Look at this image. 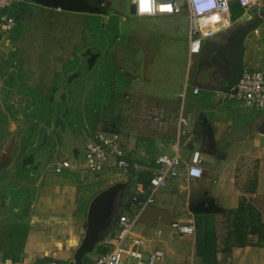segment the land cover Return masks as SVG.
Returning <instances> with one entry per match:
<instances>
[{
  "label": "crops",
  "instance_id": "0c3cea01",
  "mask_svg": "<svg viewBox=\"0 0 264 264\" xmlns=\"http://www.w3.org/2000/svg\"><path fill=\"white\" fill-rule=\"evenodd\" d=\"M16 3H13V8ZM34 4L28 2L30 6ZM28 8L31 9L29 6ZM263 8L264 0L259 6H254L252 11H248L249 8L244 9L243 14L248 12L250 21L255 22L264 14ZM231 10L233 17H236L240 8L234 4ZM182 13L186 16L183 18H186V37L189 43L188 16L186 12ZM179 14L172 15L174 23H177L178 19L175 17ZM20 21L25 24V16ZM13 29L6 31L0 26V36H7L11 41ZM256 29L257 31H251L245 38L244 68L264 71V24ZM25 31L26 27L16 42L11 41L13 47L10 58L0 62V81L18 67L15 66L17 59H22V63L27 61L20 56L21 47L18 45ZM233 36L234 32L207 40L226 43ZM1 46L4 48L5 45L0 44L2 50ZM182 53L186 62L192 60H189L188 47ZM171 61L165 60L161 71L154 69L155 66L160 68V63L149 56L147 60H142L141 69L138 67V60L127 63V72L131 73L124 76L128 80L136 82L141 73L143 81H147L145 89L140 90V94H134L133 97L141 101L138 100V105L134 102L136 106L131 109V114L135 115L134 120H138L145 138L139 143L132 135L127 138L120 131L119 133L132 160L149 168L156 165L157 155L170 153L171 144L177 139L181 125L180 144L184 163H190L192 152L199 150L203 175L185 180L183 167L179 177L172 178L165 188L157 191L155 202L151 207L145 208L137 225V230L142 232L144 238L143 247L148 251L157 248L164 250V257L157 264H264V247L256 244L257 236L250 237L253 244L235 246L229 252L224 251L227 234L232 227L229 211L238 207L242 196L260 210L264 223V111L231 97L229 91L218 89L222 79L226 84L224 76L228 71L227 63L223 67L212 65L208 60H203L202 54L198 59L199 68L191 79L190 93H187L190 80H186L183 85L182 71L180 73L179 70L180 74L172 80L175 81V87L170 90L166 79L174 64ZM184 61L178 60L177 64L180 62L183 65ZM19 69L22 71L23 66ZM154 77L164 80L161 81V88L164 89L156 91L149 88L148 84L155 81ZM195 87L199 88L197 93H194ZM181 94L183 101L180 106L178 97ZM157 113L163 114L162 120L155 119ZM87 125L91 129H102L86 123L84 147L87 141ZM109 129L116 130L113 127ZM75 148L78 150V156L73 155L75 161L60 156L55 157L46 170L30 173L18 170V173L20 171L26 176L18 174L17 179L26 184L1 194L0 264H41L49 258L71 262L85 238L92 200L110 186L97 190L95 194L94 190L80 192L79 187L106 179L107 174L113 172H116L118 179L128 182V186L122 181L112 185L117 187L104 200L103 216L116 192L126 187L131 189L133 195L138 183L148 181L147 174L126 175L113 167L100 173L81 170L76 167L81 161V151L75 145L72 147L73 153ZM61 158L70 160L74 167L57 172L55 167L61 162ZM35 161L34 158L33 165ZM251 169L254 171L252 174ZM31 179L35 180V184L30 187L33 191L28 192ZM253 179L256 180V188L248 191ZM36 184L38 187L34 191ZM132 195L124 197V202L116 203L114 210L117 214L110 217L115 220L114 226L109 227V222L103 223V219L98 242L90 252L84 254L81 261H88L109 250L104 241L116 232L119 216L128 211ZM207 204L211 211L199 212ZM174 221L191 223L195 231L191 234L178 233L172 227Z\"/></svg>",
  "mask_w": 264,
  "mask_h": 264
},
{
  "label": "rangeland",
  "instance_id": "374dc122",
  "mask_svg": "<svg viewBox=\"0 0 264 264\" xmlns=\"http://www.w3.org/2000/svg\"><path fill=\"white\" fill-rule=\"evenodd\" d=\"M97 3L111 11L110 15L99 14L100 24L104 22L101 28L93 27L92 20L85 13L57 10L38 4L28 5L31 9L28 8L24 15L26 25L23 23L26 31L20 37L18 44L21 47L20 56L27 61L22 63V59H17L15 66L19 69L22 65L23 70L14 68L11 75H6V78L0 81V163L5 158H10L7 166L0 170V201H2L3 192L26 184L17 179L18 172L15 171L19 168L17 160L22 154L18 146L28 131V121H30V118L23 116V111L36 109L40 89L48 90L50 86L54 89V101L51 104L52 119L49 124L41 121L40 123L38 118L39 125L37 131L30 137L29 146L32 145L31 149L34 150L43 128L48 129L49 138L37 152L34 165L32 163V166L23 170L27 173L46 170L55 157L66 156L75 161L72 150L75 145L81 151L80 159H82L86 123L102 129L113 127L120 131L123 137L129 138L132 135L139 143L143 141L145 138L143 129L138 120H134L135 115L131 114V109L136 106L134 102L137 105L140 103L138 100L141 101V99L133 96L145 89L147 81H143L141 73L136 82L121 75L128 76L131 73L127 72V63L130 60H138V67L141 69L142 60H147L149 56L160 63V68L157 66L154 68L157 71L164 68L165 60H172L174 64L171 71L167 73L169 76L166 74L168 76L166 80L170 84L168 88L171 90L175 87V81L172 80L182 71L180 76L183 85L186 80L187 82L190 80L187 92L190 93L191 79L193 73L199 68L200 54L193 55L190 62H186L183 56V50L188 47L184 13L175 15L178 16L175 17L178 21L174 23L172 15L150 17L132 14L129 9L130 0H98ZM253 9L254 7L249 8L248 11ZM238 19L230 28L223 29L213 37L228 35L246 23ZM175 24H177L176 27ZM263 24V22L260 23V25ZM0 40H3L0 44L5 45L4 48L1 46L2 50L0 48V62L3 63L6 58H10L13 44L7 36L5 38L0 36ZM87 48L100 52L91 68L88 67L85 57ZM70 60L75 61L71 64ZM178 60L185 61L183 65L180 62L178 65ZM63 66H69L71 70L64 71ZM73 72H79L78 76L67 81L68 76ZM157 79L154 77L155 81L148 84L151 90L164 89L161 88L163 83L161 81L164 80ZM63 93H65L64 99L61 98ZM182 101L181 94L178 97L180 106ZM46 113L49 114L48 110ZM46 116H41V120ZM57 116L62 117L66 122L65 130H62L60 126H54L53 120ZM12 147L16 148L10 157ZM253 172L251 169V174ZM115 173L107 174L106 179L80 186L79 191L87 193L88 190H91L90 192L94 190L95 194L97 190L112 186L116 182L128 183L118 179ZM29 181L27 190L31 192L33 190L30 187L35 184V180ZM37 187L38 184L33 187L34 191ZM124 188L114 194L109 208L103 214V223L109 222V227L115 225V220H111L110 217H115L117 214L114 210L116 203L124 202V197L132 195L130 188Z\"/></svg>",
  "mask_w": 264,
  "mask_h": 264
},
{
  "label": "built area",
  "instance_id": "2783aa9c",
  "mask_svg": "<svg viewBox=\"0 0 264 264\" xmlns=\"http://www.w3.org/2000/svg\"><path fill=\"white\" fill-rule=\"evenodd\" d=\"M15 1L0 0V26L6 31L12 30L15 20L8 13L3 12L11 7ZM263 0H153L151 11L140 13L138 2L133 3L135 13L139 16L174 15L186 12L188 16V54L189 60L193 55L200 54L203 43L223 29L230 28L235 21L242 19L233 17L231 7L239 5L245 10L259 6ZM162 5H171V11H161ZM257 31V29H255ZM237 92H230V96L246 104L264 111V71L244 68L241 77L236 83ZM199 91L194 88V93ZM162 113H157V121L163 119ZM181 124V122H180ZM87 141L85 143L83 157L76 165L77 168L92 173H100L109 167L126 175L147 174L148 182L138 183L129 202L128 211L119 216L116 232L107 237L104 244L109 250L98 254L88 261L62 262L55 258L45 259L41 264H157L164 257V250H145L142 232L137 230L138 222L145 208L155 202V195L161 188H165L172 178L181 175V169L185 170L184 179L200 178L203 175L202 157L199 150L192 152L191 162L185 164L181 154L180 138L181 125L178 128L177 139L171 144L170 153L159 154L156 157V165L147 167L144 164L132 160L126 149L122 137L117 130L91 129L86 126ZM199 153V161L194 162V155ZM185 165V166H184ZM70 160L63 159L56 164V171L61 172L65 168H73ZM193 168L201 170L199 177L190 175ZM172 227L181 234L193 233L194 225L180 221L172 222Z\"/></svg>",
  "mask_w": 264,
  "mask_h": 264
},
{
  "label": "water",
  "instance_id": "95a60500",
  "mask_svg": "<svg viewBox=\"0 0 264 264\" xmlns=\"http://www.w3.org/2000/svg\"><path fill=\"white\" fill-rule=\"evenodd\" d=\"M31 2L50 8H56L59 10H66L70 12H79V13H88V14H107L108 10L105 9L101 4L94 3L92 0H30ZM130 12L135 13V6L133 3H130L129 6ZM243 21H246L245 24L241 25L235 32L234 36L230 38L226 43H220L216 40H206L201 48L200 54H202L203 60H208L212 65H219L220 67L225 66L227 63L228 71L224 76V80L220 81V85L217 86L218 89L226 90L232 93L237 92L236 83L242 75L244 70V54H245V38L255 30L260 23L264 22V14L260 16L258 21H250L249 13L245 12L242 15ZM104 25V22L101 24ZM86 53L89 54L88 58V67L91 68L95 63L96 58L100 55V52H93L91 48H87ZM78 72H73L68 77V81H71L73 78L78 76ZM205 88H213V86H204ZM65 93L62 94L61 98L64 99ZM31 115H35V112H32ZM55 126H60L62 130H65L66 122L62 117L57 116L54 121ZM47 133L44 132L42 142L38 144L37 149H39L46 140ZM74 156H78V150L74 149ZM34 161V155L30 154L29 156L23 159L22 164H30ZM117 186H110L99 192L92 200L89 211H88V227L86 231L85 238L79 247L74 262H81L84 254L90 252L93 249V246L98 242L101 227H102V209L103 203L107 196L115 190ZM211 207L209 204L205 205L204 208L200 209L199 212H210Z\"/></svg>",
  "mask_w": 264,
  "mask_h": 264
},
{
  "label": "trees",
  "instance_id": "16d2710c",
  "mask_svg": "<svg viewBox=\"0 0 264 264\" xmlns=\"http://www.w3.org/2000/svg\"><path fill=\"white\" fill-rule=\"evenodd\" d=\"M28 2H30V0L15 1L14 2L16 3L15 8L12 7L13 6L12 4L11 6L12 8L9 7L3 11L5 13H8L11 17H13L16 23L15 28L11 32V36H10V39L13 42L17 41L19 35L25 29L24 24L20 20L22 19V17L24 16V14L26 13L28 9ZM92 2H95V1L92 0ZM237 6L240 8V10H238L236 14L240 16L243 14L244 8H241L239 5ZM85 15H89V18L92 20L93 27L101 28V24H100L101 20H100L99 14L85 13ZM74 61L75 60H70L71 64H73ZM68 67L69 66H66V67L63 66L64 71L69 72L71 68L69 69ZM121 75L124 76V74H121ZM38 96L39 98H38V101L36 102L37 103L36 109L39 110V115H40L39 118H41V116L43 117L47 115L46 107L50 103H53L54 101V89L50 88L48 92L44 89L42 90L40 89ZM24 141H26V139ZM18 174L26 176V174L20 171ZM147 182H145V184H147ZM255 188H256V180L253 179L250 182L248 191H253ZM229 214L230 216H232V222H231L232 227L227 234V238L225 242L226 245H225L224 251L229 252L231 251L232 247H235V246H246V245L253 244L250 238L251 236H257L258 240L256 244L264 247V223L262 221V214L260 210L248 198H246L245 196H242L238 207L230 210Z\"/></svg>",
  "mask_w": 264,
  "mask_h": 264
},
{
  "label": "flooded vegetation",
  "instance_id": "af4514ba",
  "mask_svg": "<svg viewBox=\"0 0 264 264\" xmlns=\"http://www.w3.org/2000/svg\"><path fill=\"white\" fill-rule=\"evenodd\" d=\"M95 2L94 3H97L98 2V0H94ZM106 9V8H105ZM108 10V9H107ZM108 13H110L111 14V11H109L108 10ZM107 13V15H110V14H108ZM87 50V49H86ZM92 50V49H91ZM93 51V50H92ZM93 52H95V51H93ZM85 57H86V60L88 61V58H89V54H87L86 52H85ZM79 73V72H78ZM69 77V76H68ZM6 78V77H5ZM8 78V77H7ZM10 78V77H9ZM68 79V78H67ZM68 81V80H67ZM50 88H52V86H50ZM49 88V89H50ZM49 89L48 90H46L47 92L49 91ZM61 96H62V94H61ZM51 104L52 103H50V105L48 106V107H46V111L48 110V112H49V114L43 119V120H41V118H40V120H39V122L41 121V122H46V123H51V119H52V109H51ZM32 112H35V115H31V113ZM23 116H25V117H28V118H30V121H28L29 123V127H28V131L25 133V135L22 137V139H21V141H20V143H19V146H18V150L20 149V152H22V154H21V156L18 158V160H17V163H18V165H19V168H16L15 169V171H18V170H24L25 168H27V167H29L31 164H26V165H23L22 164V162H23V159L25 158V157H27V156H29L30 154H33L34 155V158H35V155H37V152L41 149V147H43L46 143H47V141H48V138H49V131H48V129L47 128H43L42 130H41V133H40V137H39V140L35 143V147H34V150H32L31 148H32V145L31 146H29V144H28V142H29V140H30V137L37 131V128H38V118H39V110L38 109H32V110H30V109H28V110H24L23 111ZM55 120V119H54ZM54 120H53V124H54ZM40 122V123H41ZM31 123V124H30ZM55 126V125H54ZM44 132H46L47 133V135H46V140H45V142H44V144L39 148V149H37V146H38V144L39 143H41L42 142V139H43V134H44ZM26 139V141H24ZM17 147V146H16ZM16 147H12L13 148V150H12V152H11V154H10V157L14 154L13 152H14V149L16 148ZM11 151V150H10ZM9 159L10 158H5L1 163H0V170H2L3 168H5L6 166H7V161H9Z\"/></svg>",
  "mask_w": 264,
  "mask_h": 264
},
{
  "label": "clouds",
  "instance_id": "9594fccd",
  "mask_svg": "<svg viewBox=\"0 0 264 264\" xmlns=\"http://www.w3.org/2000/svg\"><path fill=\"white\" fill-rule=\"evenodd\" d=\"M134 3L138 2L139 5V12L140 13H144V12H149L151 11V5L153 0H133ZM242 3H247V0H242ZM165 9H167L168 11H171V5H162L161 6V11H164ZM194 162H198L199 161V153H196L194 155ZM190 175L192 176H196L199 177L201 175V170L193 168L190 172Z\"/></svg>",
  "mask_w": 264,
  "mask_h": 264
}]
</instances>
